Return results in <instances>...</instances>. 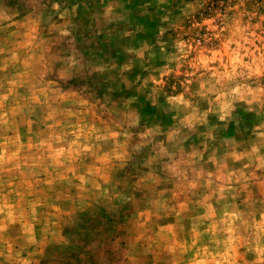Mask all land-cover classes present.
Instances as JSON below:
<instances>
[{
	"label": "rangeland",
	"instance_id": "374dc122",
	"mask_svg": "<svg viewBox=\"0 0 264 264\" xmlns=\"http://www.w3.org/2000/svg\"><path fill=\"white\" fill-rule=\"evenodd\" d=\"M0 264H264V0H0Z\"/></svg>",
	"mask_w": 264,
	"mask_h": 264
}]
</instances>
